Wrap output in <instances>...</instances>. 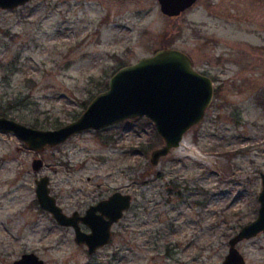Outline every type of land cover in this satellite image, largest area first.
Listing matches in <instances>:
<instances>
[{
    "label": "rangeland",
    "instance_id": "374dc122",
    "mask_svg": "<svg viewBox=\"0 0 264 264\" xmlns=\"http://www.w3.org/2000/svg\"><path fill=\"white\" fill-rule=\"evenodd\" d=\"M164 46L184 51L213 81L203 118L183 137L199 155L179 145L152 165L164 140L145 116L39 152L0 132V264L25 251L44 264H213L255 217L264 172V0H196L176 16L163 14L158 0H29L0 9V115L57 127L106 89L115 70ZM36 156L39 171L31 168ZM44 174L67 213L115 189L130 193L107 244L88 254L71 227L39 207L34 179ZM236 247L244 264H264V231Z\"/></svg>",
    "mask_w": 264,
    "mask_h": 264
},
{
    "label": "water",
    "instance_id": "95a60500",
    "mask_svg": "<svg viewBox=\"0 0 264 264\" xmlns=\"http://www.w3.org/2000/svg\"><path fill=\"white\" fill-rule=\"evenodd\" d=\"M28 1L0 0V9L14 8ZM195 2L158 0L160 11L167 16L179 15ZM213 91L212 79L193 68L188 54L176 47L164 46L115 70L108 79L107 88L95 94L76 118L54 128H39L0 115V132L13 133L27 148L39 152L46 146L66 141L78 132L145 116L164 140L149 156L150 163L156 166L161 156L180 144L189 127L203 118ZM43 164L39 156L31 160L34 171H39ZM259 175L261 188L257 194L255 217L228 239L226 254L220 262L213 264H244L237 242L264 231V172ZM34 184L39 207L48 212L58 225L71 227L74 241L83 244L88 254L109 242L112 225L131 203L129 193L115 190L89 205L84 213L73 211L68 214L50 192L48 175L36 177ZM81 224L88 230L82 229ZM12 264H44V260L33 251H25Z\"/></svg>",
    "mask_w": 264,
    "mask_h": 264
},
{
    "label": "bare ground",
    "instance_id": "6f19581e",
    "mask_svg": "<svg viewBox=\"0 0 264 264\" xmlns=\"http://www.w3.org/2000/svg\"><path fill=\"white\" fill-rule=\"evenodd\" d=\"M181 146L185 147L187 150H190L189 152H191L197 156L199 155L198 149L196 147H194L193 145L188 144V143L185 145L184 140L181 141L180 147Z\"/></svg>",
    "mask_w": 264,
    "mask_h": 264
},
{
    "label": "flooded vegetation",
    "instance_id": "af4514ba",
    "mask_svg": "<svg viewBox=\"0 0 264 264\" xmlns=\"http://www.w3.org/2000/svg\"><path fill=\"white\" fill-rule=\"evenodd\" d=\"M115 190H118V189H115ZM114 190V191H115ZM121 191V190H120ZM113 192V191H112ZM122 193H128V192H126V191H121ZM130 194V193H129ZM109 195V194H108ZM107 195V196H108ZM107 196H104V197H100L98 200H100V199H103V198H106ZM131 196V195H130ZM98 200H96L95 202H93V203H89L87 206H86V208L89 206V205H91V204H94V203H96ZM58 203V202H57ZM59 204V203H58ZM60 205V204H59ZM61 206V205H60ZM85 208V209H86ZM84 209V210H85ZM84 210L82 211V212H79L78 210H73V211H78L80 214H82V213H84ZM64 211V210H63ZM73 211H71L70 213H72ZM65 212V211H64ZM65 213H67V212H65ZM70 213H68V214H70ZM124 213V212H123ZM123 216V215H122ZM84 226V224H81V228ZM86 226V225H85ZM87 227V226H86ZM83 229V228H82ZM87 230H88V227H87ZM99 249V248H98Z\"/></svg>",
    "mask_w": 264,
    "mask_h": 264
},
{
    "label": "trees",
    "instance_id": "16d2710c",
    "mask_svg": "<svg viewBox=\"0 0 264 264\" xmlns=\"http://www.w3.org/2000/svg\"><path fill=\"white\" fill-rule=\"evenodd\" d=\"M38 125H39V124H37V123H36V124H34L33 126H35V127H36V126H38ZM59 125H61V124H59ZM59 125H58V126H59ZM54 126H55V125H54Z\"/></svg>",
    "mask_w": 264,
    "mask_h": 264
}]
</instances>
